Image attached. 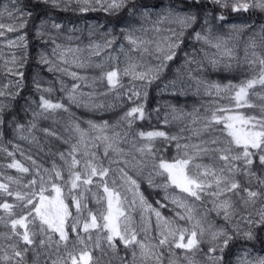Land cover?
Returning <instances> with one entry per match:
<instances>
[{
  "label": "snow or ice",
  "instance_id": "1",
  "mask_svg": "<svg viewBox=\"0 0 264 264\" xmlns=\"http://www.w3.org/2000/svg\"><path fill=\"white\" fill-rule=\"evenodd\" d=\"M15 2V0H13ZM53 5L57 4V0H51ZM86 5L89 0H82ZM99 2V0H97ZM213 3L219 4L221 7H227L226 0H212ZM107 6L103 8L104 11H118L126 6L129 7L130 17H135L139 14L140 18L144 21H151V27L146 28L143 25L140 28L129 26L121 29L123 38L128 42L129 48L125 51V46L120 45V51L124 53L128 59V65L122 71L118 66L112 67L111 70L101 71L100 76L92 77L89 82V78L85 75H81L77 71H71L70 68L75 66L78 69H85L89 67H95L103 69L102 63L92 64L90 57L99 56L104 49H109L116 42V37L106 39L103 44L92 42L86 46L88 52V58H85V49L76 47H65L60 44H56L53 39L54 47L51 50L52 56L56 58L55 61L49 59L46 54L41 55V62L49 64V71H59L67 76H70L77 83H73L70 89H67V98L71 104H75L85 108H101L104 107L101 103L95 102V91L83 92L81 91V83H88L89 87L94 88L97 81H106L108 91H116L123 87L121 84L122 76H131L133 80L143 82L142 88L137 89L133 87L129 89L131 95H128V100L133 101L135 106L131 107L123 116L120 117V122H125L129 129L132 128L136 120H145L149 118V114L145 110V102L148 96V87L156 81L160 80L165 70L168 68V62L173 61L177 56L178 50L184 44L185 32L191 29L194 24L197 23V16L189 12L176 11L174 8H166L163 12H153L151 8L147 6H141L136 3V0H106ZM250 8H258L264 10V0H237L232 5V11H245ZM88 7H82L81 11H89ZM94 10V9H92ZM17 11H21L17 9ZM11 15V13H9ZM21 15H30V13H23ZM155 16L156 19L151 18ZM219 20H223L224 16L218 17ZM47 23V21L43 22ZM165 23L178 25L179 30L176 28H162ZM207 24V21H205ZM23 25H21L22 27ZM4 25H0L3 28ZM51 27L56 30H60L62 25L51 22ZM233 29H237V26L233 25ZM9 31L14 29L9 27ZM139 32L142 35H136ZM152 32L159 34L161 32H167L168 35L163 37L162 41H155L148 38V33ZM3 33L0 32V35ZM41 33L38 32V35ZM111 30L106 35H110ZM91 35V32L89 33ZM194 42H199L201 47L199 49L193 48L191 52L184 53L183 67L187 70V78L194 82L197 91L203 87L206 94L227 98L229 101L234 102L235 109L241 108H257L259 107V115H246L240 111H234L232 108L222 106L217 107L211 111L210 116L203 118V125L199 129L193 131L194 135H201L207 133L210 130L216 131V125H223L219 129L220 136L213 137L208 141H200L199 143H180L183 137L179 135H171L165 130L154 128L152 130L143 131L138 130L136 137L141 141L139 147L136 143L132 144L135 149V154L128 152L120 147V142L128 136V132L115 131L116 125H110L108 121L102 123H96L92 120L87 121V128H82L79 122L75 120L71 121L72 131L76 135L75 143L70 144V150L65 153L60 152V159L68 165L69 179L65 181L70 185L68 188L69 193L78 189L81 185L88 186L93 183L94 177H99V187L103 189V199L106 202V208L100 214L99 219L102 223H98L97 215L93 214L91 210L87 209V205L84 201V194L81 193L80 198L73 196V203L75 205L77 213H82L87 210L88 219H85L82 223V231L84 233H90L91 230L106 231V241L110 248L115 249V241L118 239L123 243L125 247L136 246L139 248V255L141 264H148L149 261H155L156 264H161L162 253H158L156 249L160 246L171 244L175 248L183 249L186 251H194L199 248L201 240L199 237H203L205 229L200 220H195L192 224L191 230L188 228H181L173 226V221L165 217L160 211L161 208L166 207V204H162L157 201L159 208L153 207L148 202L143 192L140 190L141 186L139 181L132 175H129V170L136 172L137 176H140L145 170H147V176L145 179L149 187L161 188L165 192V200L170 202L177 208L184 209L185 214L181 215L179 212L176 216L181 220H187L192 222L195 218L193 216L192 208L187 202V198L191 197L195 200L202 199L203 195H209L214 197L220 202L216 204L217 210H223L225 220H228L231 215L232 203L230 199H220L227 193L236 192L240 189L239 181L235 180L234 174L241 171V168L237 166L236 161H242L244 168L243 171L246 174L254 175L250 171L251 166L254 163L253 157L258 155V159L261 165H264V103L260 105L250 102V92L258 96L261 101H264V94L255 93L256 86L264 87V55H260L255 51L259 47H264V38H262L260 44H257L255 38L251 39L245 48V62L248 68L252 71L250 78L242 80L239 83H233L229 81L227 84H220L217 82H208L201 79L199 76L193 75L194 72H202L205 69V65L217 68L223 64L224 68H231L230 62L236 59L234 46H229L231 36L223 37L219 35H213L211 27L202 28L200 31H193L191 37ZM20 40H24L21 36ZM71 39V37H69ZM150 46H154L155 59L158 61L155 64L140 63L132 59L131 53L138 52L141 57L145 54L152 55ZM209 49H215L214 52ZM249 49H251V58H249ZM202 54V55H201ZM108 60H117L118 57H114L109 54ZM60 62L67 67H60L57 63ZM195 65V68L191 67ZM139 69V70H138ZM19 75H23L19 73ZM62 90L64 89L63 82H61ZM193 85L189 84L180 70L177 69V75L174 79L168 80L160 88L161 92L170 91L173 95L185 94L186 88H191ZM40 88V85H37ZM46 92H51V88L44 89ZM223 94V95H222ZM4 95L0 92V96ZM102 95H107L102 93ZM117 92V97H119ZM143 100L136 104L133 98ZM216 103H219L217 101ZM111 106V105H110ZM170 113H165V117L162 121L163 124L168 125L173 121L181 120L186 114L174 105H168ZM39 108L40 112H33V116H44V113L55 112L56 110L69 111L68 106L61 102H53L44 96L40 97ZM0 111H3V106L0 105ZM159 111V109H154ZM190 115V114H189ZM170 117V118H169ZM46 118V117H45ZM200 119V117H196ZM0 123L3 120L0 119ZM195 123V121H193ZM31 128H35L36 125L32 124ZM19 130L23 129V125H17ZM67 130V129H66ZM43 131L49 135L59 137L55 131L50 129H43ZM183 131V129H181ZM223 137V139H222ZM35 139V137H33ZM161 140L165 145L170 146L175 142L174 147L176 155L171 159L164 156L163 151H166L165 147L162 151L156 148V141ZM69 143L68 140L64 141ZM103 145V154L108 156L109 152L115 153L119 159L109 160V163L123 164V167L112 169L110 167H103L102 164H97L99 159L97 152L93 149ZM224 146L221 147L220 145ZM210 145H216V147H210ZM5 151H7L5 149ZM85 158L83 172L77 171L76 167L81 163L80 159H77V154H81ZM136 154H139V158ZM216 155V159L224 162V167L217 169L211 164H204L202 159L204 157H212ZM9 156L14 154L8 152ZM130 157V158H129ZM70 158V161L69 159ZM27 159L31 160L29 156ZM35 164V161H32ZM9 168H15L20 173H29V168L25 167L20 161L13 159L11 163L7 165ZM44 172H49L48 169H44ZM51 172L58 180H63V176L59 167L53 162ZM110 172L118 173L117 178H112L109 186V174ZM227 173V174H226ZM36 175L39 177L37 180L33 178L29 181L25 187L30 188L28 192H13L10 190L9 185L6 183H0V192H3L8 197H15L16 201L24 203V208L27 209L25 214L16 218L10 219L12 233L18 236L22 242L26 245L24 251L16 250V246L12 245L14 249V257L23 260L24 253L28 251V246H32L35 243V237L37 232L33 229L36 227L37 222L39 226V233L45 235L46 239H41L39 244L41 247L45 244L51 245L53 235L58 234V239L55 241L57 248L63 244L67 248L69 242V231L77 232V227L81 224V220L77 217L74 218V222L68 224V219L71 216L69 212L68 204L65 203L63 197V189L61 185L53 180V176L50 174L48 179L45 180L43 175H40V168L37 167ZM159 177L163 179V183H155V179ZM9 181H12V177H7ZM119 180V184L117 183ZM264 183V181H261ZM38 185V188H37ZM46 185H50L49 188ZM174 188L177 192L169 193V189ZM215 190H211V189ZM123 191H122V190ZM211 190V191H210ZM247 192L248 200L255 202V198L260 195L258 192L251 191L250 189H244ZM49 192L48 195H45ZM51 193H54L52 195ZM126 193L132 194V199L129 200ZM99 202V201H98ZM215 203V201H214ZM16 204L9 203L7 200L0 202V209H3L9 216H15L14 208ZM30 206V207H29ZM141 211V220L145 222V227L141 231H148L147 225L151 223V215L156 218V227L158 229L159 239L158 245H152L146 243L145 240L138 239L139 233L133 226L132 214L137 210ZM148 214V215H146ZM259 219L253 220L245 217L247 224L250 226L249 230L241 232L236 230L235 234H230L224 229H219L211 233L212 240H219L222 238V244L214 245L208 249L209 259L213 261V264H221L223 256L211 255L219 249L220 253H224L230 244L235 239H243L244 241H252L256 239V236L252 229L264 228V208L258 213ZM2 219V217H0ZM30 225L32 226L30 228ZM211 227V225L209 226ZM22 229L23 231H19ZM197 229L199 231H197ZM88 240H91V235H88ZM83 246L82 250H79L77 254L69 251L67 253L68 259L71 264H92L94 258L91 254V249L85 243V239L77 233L76 240L73 243V248L76 245ZM97 248L100 247L99 238L97 239ZM252 250L243 248L242 252L237 256V264H264V256H255L251 254ZM13 257L7 254L0 256L2 261H10ZM133 258L135 261L136 252H133ZM19 264V261H18ZM52 264H64L62 259L53 260Z\"/></svg>",
  "mask_w": 264,
  "mask_h": 264
},
{
  "label": "trees",
  "instance_id": "2",
  "mask_svg": "<svg viewBox=\"0 0 264 264\" xmlns=\"http://www.w3.org/2000/svg\"><path fill=\"white\" fill-rule=\"evenodd\" d=\"M15 2L23 13H30V15H21L20 11V14L11 20L12 24L1 31L3 34L0 36L2 39H10L14 35L24 37V40H18L19 52L18 59L16 60L17 67L9 71H3L0 67V92L4 93V95L0 96V105L3 106V111H0V119L3 120V123H0V183L8 184L10 190L13 192H28L31 189L25 186L28 185L29 181L33 178L39 179L36 175L37 167H39L40 175H43L45 180H47L48 176L51 174L53 180L61 185L65 203L68 204L69 212L71 213L68 224L70 225L73 223L74 218L77 217L81 220V224L77 227L76 233L72 232L70 228L68 229L70 239L67 248H65L63 244L59 245V248H57L55 241L58 239V234L53 235L51 245L46 243L45 246H40L39 241L41 239H46V236L39 233L37 222L36 227L33 229L37 232L35 243L32 246H28V251L24 253L23 260L20 261L19 258L14 257V249L11 246L15 245L16 250L23 252L26 245L18 236L13 235L9 221L12 218L25 214L27 209L24 208V203L16 201L14 196L8 197L3 192H0V202L7 200L9 203L17 205L14 208L15 216H9L3 209H0V217H2V219H0V237H2L3 249V251H1V256L2 254H7L13 257L10 261L4 263L18 264L19 261V264H52V258H54V260L62 259L64 264H71V261L67 257V253L71 251L73 254H77L78 251L81 250L78 244L73 248L76 235L79 233L92 250L91 254L94 258L92 264H141L138 247H125L123 243L117 239L115 241L116 248L112 249L105 239L107 234L106 231L91 230L90 233H84L82 231V223L85 219H88V212L85 210L82 213H77L73 203V196L80 198L81 193L84 194L83 202L87 205L88 210H91L93 214L97 215L98 223H102L99 217L106 206L104 205V200L101 199L103 196V189L98 186L99 177H94L91 185H81L71 193L68 191L70 185L65 183V181L69 179L68 165L65 164L57 154L63 152L67 157L70 144L76 141V135L71 128V121L75 120L79 122L82 128L88 127L87 121L89 120L96 123L108 121L110 125L123 127L124 132H128V136L125 138L127 142L122 140L120 146L128 151L135 152L132 144L136 143L137 147L141 144V141L136 137V132L138 130L148 131L154 128L165 130L171 135L183 137L184 139L180 141V143L183 144L189 143L201 136L213 134L221 135L219 129L222 128L223 125H216V131L210 130L199 136L189 134L186 130L188 120H191L189 125L193 126L191 127L192 131L201 128L204 123L203 118L210 116L211 111L217 107L226 106L232 108L234 111L243 112L246 115H259V107L235 109L234 102L229 101L227 98H221L214 94H206L203 87L197 91L194 82L188 80L187 70L183 67V63L185 52H191L193 48L199 49L201 47L199 42H194L189 38L193 31H200L202 28H207L209 26L212 29L213 35L229 37L233 34H237L243 39L250 35H254L259 45L262 38H264V10L250 8L247 12H234L232 11V5L236 3L237 0H226L227 7H221L219 4L213 3L212 0H136L138 5L147 6L152 9L171 7L176 11L180 10L193 13L197 16V23L194 24L191 29L186 30L184 44L181 46V49L178 50L175 59L168 62L169 66L160 80L148 87L145 110L149 114V118L143 121L136 120L132 128L129 129L125 122H120L119 124L117 122L120 121V117L123 116L125 112L135 106L133 101L128 100V98H122L115 106L97 109L85 108L83 106L78 107L75 104H71L67 98V89H70L72 84L77 83V81H74L70 76L62 72L49 71L50 65L41 62V55L46 54L49 59L53 61L56 60L51 53L54 47L53 39L56 44L65 47L78 46L87 49L86 46L92 42L103 44V35L109 33V30H111V34L108 35V37L115 36L117 40L123 36L121 32L122 28L137 26L142 22L139 14L135 17H130V6H126L118 11L106 12L103 10V7L96 5L94 2H88V4L85 5L82 1L74 0H57L56 5H53L51 0H15ZM82 7H88L90 10L82 12ZM221 15L224 16L223 20L218 19ZM45 21H47V23H43ZM52 21L61 24V29H53L51 27ZM205 21H207V24H205ZM21 25L23 26L21 27ZM233 25L237 26V29H233ZM9 27L14 30L9 31ZM95 27H98V29H96L97 31L94 30ZM38 32L41 34L38 35ZM90 32L91 35H89ZM69 37H71V39H69ZM234 50L238 58L236 62H231V68H224L223 64H221L214 69L206 64L202 72H194L193 75L199 76L205 81L217 82L220 84H227L229 81L239 83L242 80L250 78L253 73L245 62V49L238 45L234 46ZM209 51H215V49H209ZM251 51L252 50L249 49V58H251ZM255 51L260 55H264V47L258 46ZM128 62L118 61L115 64H106L103 69L95 67L77 69L71 67L70 70L77 71L81 75L87 76L91 81L92 77L100 76L102 70H111L112 67L116 66L123 70ZM57 63L60 67H67V65L58 61ZM191 67L195 68V65ZM177 69L184 75L185 80L193 86L191 88H186L185 94L183 95H173L170 91L161 92L160 88L163 84L176 77ZM19 73L23 75L21 76ZM128 80V76H122L121 84L126 85ZM61 82H63V90ZM38 84L40 85L39 89L37 88ZM47 88H51L52 91H44V89ZM93 90L96 94H102L103 91L107 92V96L114 92L108 91L106 81L100 82L98 86L96 85L94 88L89 87L88 83H81V91L89 92ZM254 92L264 94V87L256 86ZM41 96L53 102L65 104L68 106L69 111L56 110L55 112L44 113V116H33V112L42 111L39 108ZM249 99L251 103L257 105L264 103L257 95L251 92ZM133 100L138 104L143 98L137 100L134 97ZM217 101H219V103H216ZM168 105L176 106L181 109L183 113L188 115V117H183L181 120L173 121L168 125L163 124L162 121L165 117V113H170L171 111ZM154 109H159V111H154ZM196 117H200V119L197 120ZM193 121H195V123H193ZM32 124H35L36 127L31 128L30 126ZM17 125H23V129L19 130ZM43 129L55 131L62 139L47 135ZM181 129H183V131H181ZM33 137H35V139H33ZM65 140H68L69 143H65ZM97 144L100 146L93 149V151H96L99 157L96 161L98 165L102 164L103 167H110L112 169L121 167V164L109 163L110 157H112L111 160H117L118 156L115 153L110 151L108 156H104L103 145L100 144V142H97ZM174 144L175 142L167 146L163 141L158 140L156 141V148L163 151L166 147L167 150L163 151V154L166 158L171 159L176 155ZM220 146L223 147L224 145L221 144ZM210 147H216V145H210ZM5 149L7 151H5ZM8 152L14 155L9 156ZM216 155L217 154H213L212 157L206 156L199 162L211 164L217 169L224 167V162L216 159ZM29 156L32 158L31 160L27 159ZM13 159L20 161L25 167H28L30 170L29 173H20L15 168L7 167ZM68 159L70 161V158ZM77 159H80L81 163L77 165L76 170L83 172L85 158L82 156V153L77 154ZM253 160L254 163L250 171L254 173V175L246 174L243 171L244 165L242 161L234 162L241 168L240 172L234 174L235 180L239 181L240 189L236 192L227 193L220 198L221 200L225 198L231 200L232 208L230 212L232 211L233 213L231 212L228 220H225L223 210H217L216 208V204L220 202L219 200L209 195H203L200 200H195L193 198L198 207L212 218L216 225L223 226L228 233L233 235L237 229L243 232L250 228L247 223H245L242 228H239L232 222L233 216L237 211L246 214V217L250 219L257 220L259 219V211L264 208V183H261V181H264V165L260 164L258 155L254 156ZM32 161L36 163L33 164ZM53 162H55L61 170L63 180H58L51 172ZM44 169H48L49 172H44ZM129 173L139 181L141 186L140 190L153 207L159 208L157 201L167 205L161 208L160 211L165 217L173 221L174 227L178 226L191 230L194 220L189 222L179 219L176 213L179 212L181 215H184L185 211L177 208L170 200H165V192L163 189L149 187L145 179L148 174L147 170L140 176H137L136 172L133 170H129ZM118 175V173L110 172L108 178L110 187L111 179L117 178ZM7 177H12L13 180L9 181ZM163 182L162 178L157 177L155 179V183L157 184ZM117 183L119 184L118 179ZM46 187L49 188L50 192V185H46ZM172 189L174 188H170L169 190ZM244 189H250L251 191L258 192L260 195L255 198V202H252L248 200L247 192H245ZM211 190L215 189L213 188ZM49 192H46L45 195H48ZM51 194L54 195V193ZM126 194L129 200H131L132 194ZM132 216L134 221L133 226L139 233L138 239L145 240L146 243L152 245H158L161 237L159 236L153 215H151L150 225H147V232L141 231L146 225L145 222L141 220V211L139 208H137ZM31 227L30 225V228ZM18 230L21 232L23 231L22 229ZM252 230L256 239L252 241H244L240 238L235 239L230 246L225 249L224 253H220L219 249H217V251L211 255H222L223 260L221 264H237V256L242 252L243 248L251 249L253 257L264 256V228H254ZM197 231L199 230L197 229ZM88 235H91V240H88ZM98 238L100 244L99 248L95 246ZM198 239L201 240L199 248L191 252L175 248L171 244L158 247L156 251L162 253L161 264H173L174 258H176L177 255L181 256L183 254L190 256L191 259L196 258L202 261L205 260L213 264V261L206 259V257L210 255L208 249L214 245L222 244V238L213 241L209 240L207 235H203V237L198 236ZM43 248L47 251V254L38 258ZM134 251L136 252L135 261L133 258ZM138 259L140 262H137ZM148 264H156V262L153 260L149 261Z\"/></svg>",
  "mask_w": 264,
  "mask_h": 264
},
{
  "label": "rangeland",
  "instance_id": "3",
  "mask_svg": "<svg viewBox=\"0 0 264 264\" xmlns=\"http://www.w3.org/2000/svg\"><path fill=\"white\" fill-rule=\"evenodd\" d=\"M74 1H82V0H74ZM89 2H94L96 5L101 6L103 8L107 6L106 0H99V2H97V0H89ZM17 9H20V8L16 4V2H13V0H0V25H4L3 28H0V32L4 28H7L8 26H10L12 24L11 20L16 18L20 14V11H17ZM164 9H166V8H159V9H152V10H153V12H163ZM177 11H180V10H177ZM180 12H183V11H180ZM184 12H186V11H184ZM9 13H11V15H9ZM151 19L155 20L156 17L153 16ZM142 25L146 28H150L151 27V21L142 20V22L140 24H138L137 26H134V27L140 28ZM95 26H98V25H95ZM161 27L162 28H176L177 30H179L178 25H176V24L165 23ZM96 29H98V27L94 28V30H96ZM168 34L169 33H167V32H161L159 34L149 32L148 38L153 39L155 41H162L163 37L168 35ZM136 35H142V34L137 32ZM103 36H104V41L106 39L112 38V37H108V35H106V34ZM231 37H232V39L230 40L229 46L240 45L244 49L246 48V46L248 45V43L251 39L255 38V40H256V37L254 35L253 36L250 35L249 37H246L244 39L237 34H233ZM19 38H20L19 35H14L10 39H2L0 37V67H1V70L9 71V70H13L17 67L16 60L18 59V52H19V47H18L19 46V44H18ZM104 41H103V43H104ZM121 44H123L125 46V51H127L129 48V45H128V42L126 40H124V38L122 36L121 38L116 40L115 44H113L111 48L106 49V50L104 49L100 53L99 56L90 57L92 64L94 65L96 63H102L103 62V65H106V64H115L118 61H122V62L127 61L128 62V59L125 57L124 53H122L120 51V45ZM83 49H85V48H83ZM150 51L153 52L152 55L145 54L143 57H141L140 53L134 51L131 53L132 59L136 60L140 63L147 62L150 64H155L158 61L155 59L156 54L154 53V46H150ZM212 52H214V51H212ZM109 54L114 56V57H118V59L117 60H108L107 57L109 56ZM84 56H85V58H88L87 49H85ZM235 56H236V59L231 60V61L226 60L225 62H230V63L236 62L238 56L236 54H235ZM72 67L76 68L75 66H72ZM128 78H129L128 83L126 85H123V87L119 88L118 90L114 91L111 95L107 96V95H102V94H96L95 99H97V100H95V102L103 104L104 108H109L111 106H115L116 104H118L122 100V98H128V95H131V92H129V89H132L133 87H135L137 89H141V85L143 82L138 81V80H133L131 76H128ZM89 82H90V80H89ZM99 83H100V81H97L94 86H96V85L98 86ZM117 92H119V94H120L119 97H117ZM102 93H106V92L103 91ZM184 117H188V115H185ZM190 121L191 120L187 121L186 130L189 132V134H193V131L191 130L192 129L191 127H193V126L189 125ZM115 131L121 132L123 134L124 129H123V127L116 126ZM216 136H220V135H214L213 134V135L201 136L198 139L190 141L189 143H199L200 141H208V140H210ZM222 139H223V137H222ZM124 150L126 153L131 152V151H128L126 149H124ZM131 153L135 154V152H131ZM136 155L139 158V154H136ZM111 158L112 157H110V159ZM118 159H119V157L117 158V160ZM121 167H123V164H121ZM129 175H131V174L129 173ZM177 191L178 190H176V189H172V190H169V193L177 192ZM187 202L190 205V207L192 208L193 216L195 218L194 223H195V220L201 221V224L205 229L204 236L207 235L209 240H212V236H211L212 232L217 231L219 229H224L223 226L216 225L214 220H212V218H210L207 214L204 213V211L201 208L198 207V205L196 204V201L193 200V198L188 197ZM104 205L106 206V202ZM182 210H184V209H182ZM146 215H148V214H146ZM153 217H154L155 224H156V218L154 215H153ZM245 217H246V214L242 213L241 211H237V213L233 216L232 222L237 227L242 228L244 226V224L247 223L245 220ZM210 225H211V227H209ZM1 238L2 237H0V256H1V251H3ZM79 248L82 250L83 246L79 245ZM46 254H47V251L43 248L41 250V252L39 253L38 258L43 257ZM2 256H3V254H2ZM208 257H206L207 260H209ZM190 259H191L190 256H187L184 254L181 256L177 255V257L174 258V260H173V264H210L205 260L202 261V260H199L196 258L191 259V260ZM53 260H54V258H52V261ZM4 262L5 261L0 260V264H5ZM137 262H140V260L138 259Z\"/></svg>",
  "mask_w": 264,
  "mask_h": 264
}]
</instances>
